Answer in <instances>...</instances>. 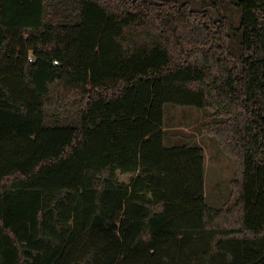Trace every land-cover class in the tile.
<instances>
[{
    "label": "trees",
    "instance_id": "1",
    "mask_svg": "<svg viewBox=\"0 0 264 264\" xmlns=\"http://www.w3.org/2000/svg\"><path fill=\"white\" fill-rule=\"evenodd\" d=\"M229 6L0 0V264H264V0ZM167 104L219 119L222 207Z\"/></svg>",
    "mask_w": 264,
    "mask_h": 264
},
{
    "label": "rangeland",
    "instance_id": "2",
    "mask_svg": "<svg viewBox=\"0 0 264 264\" xmlns=\"http://www.w3.org/2000/svg\"><path fill=\"white\" fill-rule=\"evenodd\" d=\"M194 6L202 7L205 0H189ZM215 1L217 8L228 16H233L230 0ZM219 119L210 110L194 107L165 105L163 129L166 132L165 146L172 147L180 144L199 145L205 155V192L208 204L222 207L232 193V182L236 177L237 167L234 159L225 153L218 137L210 132L211 125ZM132 175L120 174L122 181L129 182Z\"/></svg>",
    "mask_w": 264,
    "mask_h": 264
},
{
    "label": "built area",
    "instance_id": "3",
    "mask_svg": "<svg viewBox=\"0 0 264 264\" xmlns=\"http://www.w3.org/2000/svg\"><path fill=\"white\" fill-rule=\"evenodd\" d=\"M33 60V58H32V56L30 57V61H32ZM59 62L58 61H55V64H58Z\"/></svg>",
    "mask_w": 264,
    "mask_h": 264
}]
</instances>
